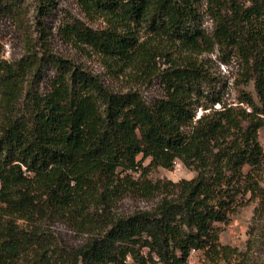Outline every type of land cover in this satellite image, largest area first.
Masks as SVG:
<instances>
[{"label":"trees","instance_id":"16d2710c","mask_svg":"<svg viewBox=\"0 0 264 264\" xmlns=\"http://www.w3.org/2000/svg\"><path fill=\"white\" fill-rule=\"evenodd\" d=\"M6 1L0 14L14 13L17 0ZM75 1L105 26L65 21L64 40L100 56L112 73L141 78L157 69L163 97L148 103L137 91H114L51 54L45 38L29 41L13 63L0 46V264H186L192 251L219 264L244 254L219 243V225L250 202L254 218L264 215V0ZM35 5L43 17L53 0ZM203 5L210 33L201 27ZM152 38L176 56L151 48ZM214 48L221 62H237L233 104L222 100L225 83L197 59ZM46 64L55 73L41 93ZM176 162L195 175L147 178ZM126 196L158 202L116 213ZM56 221L85 235L83 243L60 246ZM260 230L264 236V224Z\"/></svg>","mask_w":264,"mask_h":264},{"label":"rangeland","instance_id":"374dc122","mask_svg":"<svg viewBox=\"0 0 264 264\" xmlns=\"http://www.w3.org/2000/svg\"><path fill=\"white\" fill-rule=\"evenodd\" d=\"M239 1L247 4L246 0ZM8 2L12 1L7 0L6 3ZM14 6V13L6 11L0 14V46L3 60L9 63L19 61L26 55L29 41L34 42L39 38H45V47L51 54L70 59L83 66L101 79L110 89L119 92L137 91L148 103L163 97L157 69L154 68L155 71L153 73L141 75V78H138V75L135 74H128V71L118 74L112 73L100 56L90 52L88 48L79 49L64 40L60 29L65 21H71L76 18L93 29H100L105 26V23L100 18L93 20L87 18L75 0H53L52 10L43 17L36 14L35 0H17ZM204 9L205 6L203 5L201 7V13L203 14L201 27L207 33H210L212 30L211 20L204 13ZM143 38L144 36H142L141 40ZM149 45L152 46L151 48L155 47L157 51L165 50L171 58L176 56L174 47L164 43L163 40H154L152 38L149 40ZM197 59L200 62H204L210 72L225 83L222 100L224 103L233 104L236 96L234 82L238 78L239 72L235 58H231L225 63L221 62L219 52L217 48H214L212 52L197 55ZM156 62H158L156 68H159L160 71L165 68V65H163L164 59ZM54 73V69L49 64L43 66L42 77L38 83L39 92L44 93L48 89L49 81L54 76ZM26 78L27 83H29V75ZM26 84L25 86H27ZM245 89L255 96L251 84L246 86ZM18 104L16 105L17 107H19ZM214 107L218 108L219 106L216 105ZM202 113L203 111L198 109L196 117H199ZM258 141L264 152V126L258 131ZM138 160H140V157H138ZM148 162V159H146L142 161V165L146 166ZM194 175L193 171L176 162L169 170L161 168L152 170L147 175V178L152 181L163 179L176 183L183 179H191ZM137 176L138 174L134 175V177ZM157 202V198L145 200L126 196L117 203L115 211L126 215L135 211L149 209ZM254 209V202L240 206L229 216L226 224L219 225V243L237 252H244L239 257L236 256L237 254L234 255L233 260L229 263L225 261L219 264H264V236H262L260 230L262 224H264V215L254 218ZM51 229L54 238L60 246L77 247L85 240V235L76 231L68 223L56 221ZM186 264H212V262L205 258L202 251H192Z\"/></svg>","mask_w":264,"mask_h":264}]
</instances>
